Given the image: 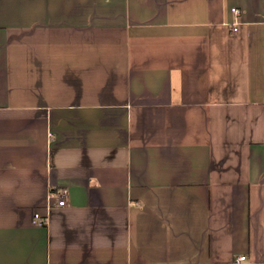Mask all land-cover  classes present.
<instances>
[{
	"label": "crops",
	"instance_id": "1",
	"mask_svg": "<svg viewBox=\"0 0 264 264\" xmlns=\"http://www.w3.org/2000/svg\"><path fill=\"white\" fill-rule=\"evenodd\" d=\"M0 264H264V0H0Z\"/></svg>",
	"mask_w": 264,
	"mask_h": 264
},
{
	"label": "built area",
	"instance_id": "2",
	"mask_svg": "<svg viewBox=\"0 0 264 264\" xmlns=\"http://www.w3.org/2000/svg\"><path fill=\"white\" fill-rule=\"evenodd\" d=\"M232 12H233L234 14H236V15H238V14L240 13L239 10L236 9V8H233V9H232ZM234 31H237V29L234 28ZM66 196H67V192H66V190H62L61 193L59 194V202H58V204H59L60 206H64V205L66 204ZM35 218H36V219H39L40 217H39L38 214H35ZM244 260H245V257L242 256V257H239V258L237 259V262H242V261H244Z\"/></svg>",
	"mask_w": 264,
	"mask_h": 264
}]
</instances>
